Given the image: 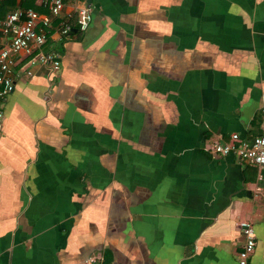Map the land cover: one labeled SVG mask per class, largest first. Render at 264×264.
Wrapping results in <instances>:
<instances>
[{
	"label": "crops",
	"instance_id": "0c3cea01",
	"mask_svg": "<svg viewBox=\"0 0 264 264\" xmlns=\"http://www.w3.org/2000/svg\"><path fill=\"white\" fill-rule=\"evenodd\" d=\"M86 1L58 70L15 58L0 264H239L241 221L264 264V171L210 150L264 136V0Z\"/></svg>",
	"mask_w": 264,
	"mask_h": 264
},
{
	"label": "built area",
	"instance_id": "2783aa9c",
	"mask_svg": "<svg viewBox=\"0 0 264 264\" xmlns=\"http://www.w3.org/2000/svg\"><path fill=\"white\" fill-rule=\"evenodd\" d=\"M67 4L72 7V11L62 16ZM47 8L48 15H41L32 9H17L0 19V126L4 118L3 100L13 91L15 58L30 57V64L51 66L56 71L59 69L57 52L40 51L47 40L45 29L52 28L53 22L58 21L54 32L66 37L74 29L86 31L91 23V7L86 0H49ZM262 97L264 98V94ZM210 150L220 156H235L264 171V136L243 141L238 135H232L229 142L214 143ZM239 229L244 237V244L238 255L239 264H246L247 258L255 251V233L253 226L247 221H241Z\"/></svg>",
	"mask_w": 264,
	"mask_h": 264
},
{
	"label": "trees",
	"instance_id": "16d2710c",
	"mask_svg": "<svg viewBox=\"0 0 264 264\" xmlns=\"http://www.w3.org/2000/svg\"><path fill=\"white\" fill-rule=\"evenodd\" d=\"M15 5V0H8V1H0V8H6L7 6H14ZM4 18V16H3V14L2 13H0V19H3ZM57 22L58 21H54L53 22V26H52V28H50V29H45L46 31H47V40H46V43L44 44V46H43V49L45 48V47H50V46H52V44H51V40L49 39L50 38V36H51V34L55 31V29H56V24H57ZM52 50V49H51Z\"/></svg>",
	"mask_w": 264,
	"mask_h": 264
}]
</instances>
